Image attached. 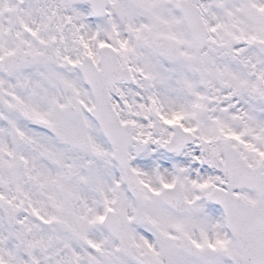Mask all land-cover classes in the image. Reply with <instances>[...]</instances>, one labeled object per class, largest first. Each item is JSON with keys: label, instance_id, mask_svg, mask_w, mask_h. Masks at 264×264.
<instances>
[{"label": "snow or ice", "instance_id": "obj_1", "mask_svg": "<svg viewBox=\"0 0 264 264\" xmlns=\"http://www.w3.org/2000/svg\"><path fill=\"white\" fill-rule=\"evenodd\" d=\"M0 264H264V0H0Z\"/></svg>", "mask_w": 264, "mask_h": 264}]
</instances>
